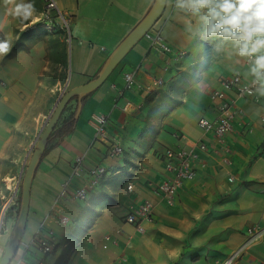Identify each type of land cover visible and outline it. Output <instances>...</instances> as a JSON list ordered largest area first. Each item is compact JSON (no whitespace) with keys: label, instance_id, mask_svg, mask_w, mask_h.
<instances>
[{"label":"crops","instance_id":"1","mask_svg":"<svg viewBox=\"0 0 264 264\" xmlns=\"http://www.w3.org/2000/svg\"><path fill=\"white\" fill-rule=\"evenodd\" d=\"M55 2L69 31L60 21L46 28L44 0H0V34L10 44L0 55V180L6 191L18 187L60 90L94 79L155 0ZM21 3L33 5L26 19L17 15ZM188 24L195 28L196 18L166 6L150 35L107 80L81 105L78 99L69 103L61 118L73 113L74 130L37 167L23 244L11 264H224L245 241L248 227H264V100L254 103L229 92L243 110L233 132L218 138L200 128L201 118L215 115L211 92L234 73L251 76L247 58L230 42L202 41L185 30ZM156 31L171 53L153 46ZM128 72L138 85L124 90ZM159 79L163 84L157 86ZM99 114L109 116V136L124 148L118 159L107 157V141L95 140ZM198 141L207 150L195 161L196 176L184 181L170 204L164 202L152 186L173 177L165 151ZM79 156L87 167L102 163L119 173L105 176L84 200L60 198L65 182L73 191L88 181L85 174L73 176ZM145 201L154 205V217L140 233L125 218ZM10 229L0 234V258ZM37 236L51 240L54 253H42ZM233 264H264V237Z\"/></svg>","mask_w":264,"mask_h":264},{"label":"built area","instance_id":"2","mask_svg":"<svg viewBox=\"0 0 264 264\" xmlns=\"http://www.w3.org/2000/svg\"><path fill=\"white\" fill-rule=\"evenodd\" d=\"M43 17L45 26L48 30H53L57 26V21H60L61 29L69 31L68 20L64 17L63 13L58 9L55 0H44ZM174 8V0H173ZM190 15V14H189ZM150 35V32L147 36ZM152 38V44L162 53H171V46L165 41L160 32L156 31ZM67 40L70 41L69 37ZM184 55L183 53L179 54ZM248 66L250 61L246 60ZM125 85L124 90L133 89L138 85L136 75L134 72H128L124 75ZM162 80L156 82L157 86L162 85ZM258 85L253 83V77H244L240 73H234L231 77L224 79L221 82V87L214 89L210 94V101L215 112L213 119L201 118L198 122L199 127L206 132L213 133L216 137L222 138L225 135L233 132L235 121L243 115V110L237 105L236 101L229 95V92L234 93L237 97L251 100L254 103H260L264 100V96H260L256 91ZM60 98L66 93L65 90H60ZM58 100V101H59ZM264 121V116L262 117ZM96 135L95 140L107 141V157L120 158L124 155V148L116 140L111 139L108 133V126L110 123L109 116L107 114H99L94 117ZM247 132H251V129H246ZM207 150V145L204 142L198 141L192 144L186 145L181 149H167L163 155L165 167L172 174V179L165 181L159 185L152 186L153 190L160 195L162 200L170 204L177 192L182 186L184 181L191 180L196 176L197 169L195 168V161L200 155ZM264 157V153L260 154ZM117 171L109 168L102 163H95L92 166L87 167L85 164V157H76L73 161V176L80 177L84 174L88 176V181L85 186L76 188L70 191V181L63 184L59 197L70 196L75 200H84L87 198L89 189L96 188L102 179L107 175H116ZM127 189L132 190V186L128 185ZM154 217V205L145 201L140 204L136 209L131 210L125 221L133 225L138 232L143 233L145 231L144 223L153 222ZM67 220L64 219V222ZM247 237L243 244L236 249L224 262V264H233L236 262L244 252L260 239L264 237V227L262 226H250L247 229ZM35 244L40 251L45 255L54 253L55 244L44 237L37 236ZM23 244V243H22Z\"/></svg>","mask_w":264,"mask_h":264},{"label":"clouds","instance_id":"3","mask_svg":"<svg viewBox=\"0 0 264 264\" xmlns=\"http://www.w3.org/2000/svg\"><path fill=\"white\" fill-rule=\"evenodd\" d=\"M160 3L172 6L173 0ZM32 8L31 4H18L17 15L26 19L24 13ZM174 8L196 18L195 28L191 24L185 28L192 36L230 42L238 56L248 58L246 75L253 77L256 91L264 96V0H174ZM9 50L8 42H0V55Z\"/></svg>","mask_w":264,"mask_h":264},{"label":"water","instance_id":"4","mask_svg":"<svg viewBox=\"0 0 264 264\" xmlns=\"http://www.w3.org/2000/svg\"><path fill=\"white\" fill-rule=\"evenodd\" d=\"M165 7L161 6L160 0H155L151 9L143 17V19L132 29V31L121 41L116 49L109 55L105 64L97 74V76L88 83L67 91L58 101L51 116L49 117L44 129L42 130L35 147L33 149L30 160L25 168V172L21 184L20 206L18 216L5 245L3 254L0 258V264H11L17 256L19 249L23 243V237L26 230L27 217L29 214V203L31 195V185L41 159L43 158L48 141L51 139L64 111L73 99L81 100L97 90L110 76V74L118 67L127 53L148 33L163 15Z\"/></svg>","mask_w":264,"mask_h":264},{"label":"rangeland","instance_id":"5","mask_svg":"<svg viewBox=\"0 0 264 264\" xmlns=\"http://www.w3.org/2000/svg\"><path fill=\"white\" fill-rule=\"evenodd\" d=\"M24 172H25V169L21 176V180H20L18 187L16 188L12 187L8 191L5 190L6 185L4 184V182L0 180V234L4 233V231L9 229V227L12 228L10 229V235L13 231V228H14L17 216H18L19 206H20L19 200H20V195H21V184H22ZM3 248H5V246ZM3 251L1 253V256L3 254Z\"/></svg>","mask_w":264,"mask_h":264},{"label":"trees","instance_id":"6","mask_svg":"<svg viewBox=\"0 0 264 264\" xmlns=\"http://www.w3.org/2000/svg\"><path fill=\"white\" fill-rule=\"evenodd\" d=\"M3 35L0 34V42H3ZM75 119L74 114H67L59 121L56 129L54 130L51 139L48 141L45 154L50 151L51 148L55 146V143L62 140L65 136L71 134L74 130ZM20 203V200H19Z\"/></svg>","mask_w":264,"mask_h":264}]
</instances>
